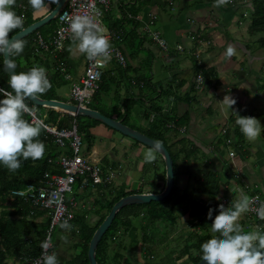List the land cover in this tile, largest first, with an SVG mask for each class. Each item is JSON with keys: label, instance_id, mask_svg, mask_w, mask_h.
Segmentation results:
<instances>
[{"label": "trees", "instance_id": "1", "mask_svg": "<svg viewBox=\"0 0 264 264\" xmlns=\"http://www.w3.org/2000/svg\"><path fill=\"white\" fill-rule=\"evenodd\" d=\"M206 1L213 3L214 0ZM45 3L49 4L48 0H45ZM56 4L57 2H52L49 4L50 7L46 14L35 18L33 14L34 10L29 5L28 0H16L13 10L18 15H22L25 20L23 28L14 30L10 33V37L45 17ZM227 5H236V12L239 14L240 22L246 18L249 20V34L254 36L260 49L264 50V0H228ZM50 24L53 29L43 32L44 27ZM56 29L57 21L55 17L48 24L22 39L21 41L25 43L24 51L20 56H13V59L17 64V73L20 71L26 72L33 66H42L47 70V76L52 86L46 93L38 94L36 97L43 100L65 102L58 94V91L66 83L62 74L63 72L59 68L61 64L64 65L66 62L67 56L65 52H43L36 48V41L39 36L48 42ZM134 31L135 28L131 32L139 40L135 49L131 45L133 38L126 40L122 39L121 35L119 37V47L117 46L127 59V66L125 68L118 66L115 77H113L110 70L103 72L99 88L88 106L89 109L97 111L108 118H111L110 113H107L98 106L99 102L97 100L100 101L99 95L101 93L105 95L112 93V88H116L113 93H118L121 88V82L126 81V74L132 70L130 61L137 57L140 51H144L143 49L149 50L145 47L143 48V44L149 40H145V36H139ZM122 42L123 44H121ZM177 49L179 48L177 47ZM190 59L193 64L192 70L196 75L195 78L201 74V82L198 84L195 79V83L187 88L184 96L193 94V100L198 102L199 96L197 93L203 94L208 93L212 89L216 90L220 86V83L213 69L204 72L197 65L195 58L192 57ZM151 65L152 63L150 62V68H152ZM8 79L9 76L4 71L2 61L0 64V88L11 91ZM254 80L259 84L258 91H264V82L262 83L257 78H254ZM112 84H115V86L112 87ZM132 84L137 86L140 93L144 87L150 93H158L154 97L151 96L141 101L143 104L148 105V108H144L142 118L146 122H149V127L148 129L141 130L129 125V120L132 117L131 110L137 104V98L125 97L122 102V113L115 114L116 118L114 120L121 121L124 125L158 141L167 148L173 162L174 183L170 195L163 201L150 202L144 205H128L117 212L110 227L96 247V262L97 264H197L202 257L201 245L212 237L211 224L213 221L207 218L208 211L210 208L214 210L212 213L213 219L218 215L217 209L222 199L227 197V191L224 187L220 191V184L222 180L227 179L229 176L231 177L232 173L227 174L229 171H227L225 159H222V162L219 161L222 165L219 170L211 168L210 171H205L210 166L208 163L201 162L205 169L189 171V168L193 164H191V159L201 153L202 149L191 143L187 138L178 140L177 146L173 148L168 144L165 138L166 132L169 131L168 124L172 123L175 127L186 125L190 120V116L187 112L179 115L176 113V110L170 113V115L163 114L162 109L155 104V101L160 95L169 96L170 98L176 95L177 98L175 97L176 100L174 101H180V96L173 93H180V90L186 84L185 80H178L177 82L173 76L166 81L154 83L152 72L150 71L148 76L142 77L140 75L135 77ZM4 98L0 95V100ZM188 100L190 101V99ZM189 101H187L188 104ZM25 103L36 111V116L39 109L47 113V120L46 122L43 121L45 124L56 125L57 129L68 130L75 125L77 134L81 137L82 146H85V149L90 151L93 136L88 131L90 128L101 124L100 122L79 116L61 115L57 113L61 111L59 109L50 108L51 110H45L42 107L34 106L28 100ZM117 105L118 103L114 107L117 108ZM209 110L211 111V109ZM236 115L253 117L252 113L247 114L244 109L237 114H231L228 119V126L213 147L215 148V152H218L216 150L221 151L223 148H234L240 151L241 148L238 143L240 137L241 146L245 144L244 135L235 123ZM151 116H154L155 119L149 121ZM24 118L31 122V117L27 114H25ZM39 139L46 146L43 158L38 160H23L21 158L22 166L15 172L9 171L0 164V264H31L41 253V244L45 239V233L50 224L49 213L24 201L23 198L12 197L11 192L24 189L29 184H41L45 173L60 174L61 168L53 162L61 156L70 155V152L68 148H59L55 144L54 138L44 129L41 131ZM234 139H236V142H234ZM134 142L141 145L136 141ZM102 172L104 173L103 170ZM184 173H188L186 178L187 185L185 188H180L177 186V177ZM190 181L193 184L191 188L188 185ZM152 182H158L157 176L154 177ZM80 188L83 189V194L79 193ZM164 188L165 182L160 186L158 191H154L153 193L159 194ZM91 192L95 193L94 198H91ZM220 192L222 193L221 197H219ZM72 193L75 201L80 203L81 206L88 207L85 210L81 208L78 212H74L75 218L70 222L72 229L68 230V232L71 240H75L72 245L73 249H75V255L62 264H89L87 258L89 242L96 229L110 212L112 206L121 198L140 193V191L123 192L122 190L115 189L112 185L103 186L101 184L93 187L90 184L82 186V179L80 178L76 181ZM66 200L68 203L69 199L67 198ZM88 200L90 204L87 202L88 205L86 206L85 203ZM227 201L228 204L231 202V200ZM228 204L225 208L230 206ZM178 212H183L182 214L187 216L184 222L181 221ZM90 216H95L96 220L90 222ZM247 221L250 224L247 226L245 223L242 226L246 231L251 230V226L252 229H255L257 226L264 228V221L260 219L249 216ZM136 222H138L140 228L139 259L136 254L137 246L135 242L130 240L127 242V235ZM239 223L241 224V218ZM113 243L115 244V249L111 251L114 248Z\"/></svg>", "mask_w": 264, "mask_h": 264}, {"label": "crops", "instance_id": "2", "mask_svg": "<svg viewBox=\"0 0 264 264\" xmlns=\"http://www.w3.org/2000/svg\"><path fill=\"white\" fill-rule=\"evenodd\" d=\"M214 3L215 0L213 1V3H210L206 0H111L109 10L106 11L102 17V28L106 30L105 34L108 36L112 47L117 48V46L120 43L119 37L121 35L122 39L124 38L127 40L129 38L130 39L133 38L131 45L133 46V49H135L137 43L139 42V40L136 38V35L134 36L133 32H131L132 29L135 28L134 33H136L139 36H145L146 37L145 40H149L146 43H148L154 49L153 51H151V49L147 51L143 49L144 51H140L137 57L133 58L130 61L132 70L131 72L126 74L127 87H125L123 95H119L115 93L116 96H123V99L125 97H132L133 99L135 98L138 99L137 104H135V106L131 110V114H132L131 118L138 125L137 127L134 126L133 127L141 130L148 129L149 122H146L142 118V114L144 110L148 108V105L143 104L141 101H143V99H148L151 96L154 97L158 94V93H150L149 91H147L145 87L143 88V90H141L140 93L137 86L132 84L135 77L140 75L142 77L148 76L149 72L151 71L152 80L155 83L166 81L167 79L173 76L177 82L178 80L179 81L185 80L186 84L180 90V93H173L180 96L179 99L180 101L178 102L174 101L176 100L175 99L176 95L175 97L172 98H170L169 96L160 95L155 101V104L162 109L163 114L170 115V113H172L174 110H176V113L179 115L183 114L184 112L189 113L190 120L186 125H180L178 127H175L174 124L172 123L168 124L167 127L169 131L166 132L165 138L167 139L168 144L172 148L174 146H177L176 143L178 140L182 138L183 139L187 138L191 143L197 145L200 149H202L201 153H203L204 155L199 153L194 158L195 160H199V163L193 162L191 166L194 168V170H203L205 168H203L202 163L203 162L208 163L210 167L205 169V171H210L211 168L219 170L222 166L219 163V161L222 162V159L226 160V158L222 157L223 151L216 150L218 152H215V148L213 147L215 146L217 140L220 139L221 134L224 132L226 127L228 126V122H229L228 115L235 113L237 114V112H241V109L236 112L234 106L231 109H229L228 112L229 114L227 115V117L222 115L220 111H214L210 105L211 100L207 99L208 94L210 95L213 94V92H215L214 94L216 95V90L214 89L208 91L212 93H203V94L197 93V95L199 96L197 100L198 102H195L193 100V96H192L193 94H190L189 96H184L185 95L184 92H186L187 88L190 85L195 83V79H196L195 78L196 75L192 70L193 64L190 59L192 57L195 58L197 65L201 67L202 71L207 72L212 69L214 70L213 72L217 74V78L220 83L219 84L220 86H218L217 89H221L224 91V89H228V87H231L225 83V82L228 83L229 80H230L229 81L230 84L237 81L241 82V70L239 72H237L238 68L235 70V68L238 66L241 68L240 60L238 61L237 64H233V67H229L230 63L228 61H231V64L236 61L234 56H231L229 59V57L225 55V58H223V63H222L223 65H221V63L219 62H213L214 55H212L211 58L208 57L209 59L206 60L203 57L204 53L206 55L205 57H207V54H211L213 51L212 50L213 46L211 45L212 33H217L221 37H223L224 40L225 38L229 40L225 49L228 48L229 45L233 47L241 46L239 44H234L230 39V37H228L227 35L228 29L231 25L234 24L237 25L241 23L239 19V14L238 12H236V5L228 6L226 4L220 7H214ZM199 12H200V16L198 15ZM46 13L47 12L36 14L34 15V17L37 18ZM233 20L234 23H232ZM222 22L224 24V27L223 25H221ZM213 25L215 27H213ZM220 26L221 29L219 30ZM152 31L159 33L160 37L166 43L167 51L162 49L157 43L152 41L151 39ZM184 38L187 39L185 45H183ZM196 39L197 41H195ZM71 42H73V40L68 41L64 49L62 50V52L64 51L67 56L66 62L63 66L64 69L61 70V66L59 68L63 72L62 74L64 78L68 76L72 81H77L82 77L84 73L87 56L84 62V66H81L80 61H77L76 56H73L71 52L72 51ZM121 44H123V42ZM205 44H209L208 47H204L207 46ZM144 45L145 43L143 44V48L145 47ZM177 47H180V50L177 49ZM225 49L223 48L222 50L224 51ZM182 52L185 54L181 55L180 53ZM150 62L152 63L151 65L152 68L149 67ZM118 66L119 65L115 61L110 59L106 63L104 71L110 70L113 74V77H115L116 71L118 70L117 69ZM126 66H127V59H126ZM125 67H121V68H125ZM65 80L66 83L61 87L58 93H63V95H60L65 100V102L63 103H69L70 100L68 98V94L65 91V86L68 83V80L66 78ZM237 94L238 93H233L231 94V96L235 98ZM64 95L67 97L66 99L64 98ZM188 99H190V101ZM187 101H189V104L187 103ZM101 109L110 114L114 113V111H112V109H110L106 105H103ZM115 109H116L115 111H118L117 113L119 112L122 113V102H120L117 105V108ZM209 109H211V111ZM255 109H257V107L254 108L253 106V110ZM214 113H215V118L212 117V114ZM258 114H260L258 118H262L264 116V112L261 110H259ZM154 119H155L154 116H151L149 121H152ZM220 121H222L221 123L224 124H221ZM97 126L98 125H96V127L92 129V131L97 129L98 128ZM261 126H262V132L260 137L257 138V140L249 141L244 137L245 144L243 146H241V137L240 139H238L239 141L237 140L238 143L240 144L241 150L236 151L235 153L237 154L236 155L234 154L233 157H229V153L232 152V150H230V148H227L228 161L226 160V162H227V171H229L227 174L232 173L233 177L229 176L227 179L222 180L220 184L221 185L220 191L221 188L223 190V187L227 191L226 192L227 197L223 199L232 201L235 198L236 194L230 191V189H232L233 187L237 188L238 190L237 195L240 194L239 190H241V192H245L246 189L249 190L253 189L250 192L254 191L256 193L257 192L260 193L261 190L264 192V125ZM212 127L215 128L216 130L215 133L206 134L208 129ZM124 137L125 136L120 137L118 141L124 145L122 148L124 149L123 152L124 157H127L126 156L127 150H131L132 152L131 155L129 156L134 164L133 165L134 173L132 178L133 179L136 178L135 180L139 184L138 180L140 178L141 171L143 172V164L145 163L146 153L149 150L146 147H139V146L134 147L132 141H129V139ZM234 140H235L234 142H236V139ZM250 145L255 147L250 148L249 147ZM247 148L250 149L247 150ZM81 153L83 157L88 158L92 162H95L104 171V166L101 165L103 161L106 160L107 158L101 157L99 155V152L94 147V145L91 146L90 151H87L85 149V146L84 147L82 146ZM155 161L156 162L162 161V164L164 165L161 157L160 159L155 158ZM103 174H107V173L104 172ZM239 175L241 180H238ZM124 177H126L125 174L123 175V178ZM119 179H120V175L116 173L114 174L112 183L111 182L110 184L103 183L101 185L103 186L112 185L115 189H117L118 187H121L120 185L122 184L121 179L120 180ZM128 179L129 178L126 177V180ZM157 179H158L157 183H152L154 185L155 191H158L160 189V186L162 185L161 183L162 175L157 176ZM149 185H151V182L146 184L141 183L142 188H146ZM82 188H80L79 193L83 191ZM141 189L139 191H141ZM153 191L154 190L148 192L145 190V192H140L136 194H142V193L154 194ZM72 192L70 193L71 196L67 197L69 201L70 200L75 201L74 198L72 197L73 194ZM125 192H130V189L125 188ZM221 195L222 193L220 192L219 197H221ZM75 202L77 203V208L73 210L78 212L80 210L79 207L80 204L77 201ZM87 202L88 201H86L85 203L86 206L90 204V202H88V204ZM87 207H84L83 205L81 206V208H87ZM248 219L249 216L247 215V213L243 214L241 217V226H243L245 223L248 226L250 224L249 221H247ZM262 229L264 228H261V230ZM67 232L68 230L67 231L64 230L62 234L63 236L57 234L56 235L57 242L58 240L59 241L63 240L61 237L68 238L69 234ZM69 239L71 238L69 237ZM72 245H71L72 248L71 250H73V256H74L75 251Z\"/></svg>", "mask_w": 264, "mask_h": 264}, {"label": "clouds", "instance_id": "3", "mask_svg": "<svg viewBox=\"0 0 264 264\" xmlns=\"http://www.w3.org/2000/svg\"><path fill=\"white\" fill-rule=\"evenodd\" d=\"M58 0H48V3ZM33 14L47 12L49 9L45 0H28ZM228 0H215L214 7L226 5ZM16 0H0V55L4 57L3 68L9 75L8 85L11 91L0 88V95L5 97L0 100V164L9 171L15 172L22 166L23 160H38L43 158L45 144L39 139L41 131L46 127L43 121L29 122L25 114L32 116L34 109L30 108L26 100L38 94H44L51 88L47 70L42 66H33L28 71L16 72L17 64L13 56H20L25 48V43L20 39L11 38L10 33L22 29L25 18L14 11ZM68 30L78 51L97 64L107 63L110 59L111 44L99 24L87 14L71 15ZM235 54L233 46L229 45L225 55L231 57ZM236 100L231 95H225L218 102L231 109ZM236 125L249 141L260 137L262 126L254 117H241L236 115ZM146 160H155L152 150L146 153ZM235 193V198L228 208L219 205L218 215L213 219V209L208 211V219L212 220V237L201 245L202 261L206 264H264V230L257 226L246 231L239 223L243 214L254 211L261 221H264V202L259 207L253 204L259 197H249L240 193L237 188L230 189ZM60 228L71 230L72 225L68 220L60 223ZM43 255L38 264H58L55 253L49 254L51 239L47 238L41 244Z\"/></svg>", "mask_w": 264, "mask_h": 264}, {"label": "rangeland", "instance_id": "4", "mask_svg": "<svg viewBox=\"0 0 264 264\" xmlns=\"http://www.w3.org/2000/svg\"><path fill=\"white\" fill-rule=\"evenodd\" d=\"M232 10V9H230ZM200 16V12L198 14ZM191 16V13H190ZM231 20V19H230ZM232 23H234V20L232 21ZM221 25L224 24L223 22L221 23ZM248 25H249V20L246 18L245 20H241L240 24H234L231 25L228 29V37H230V39L232 40V42L234 44H239L241 46L239 47H234L235 49V54L233 55L236 59V61L234 63L231 64V61H228L230 63L229 67H233V64H237L238 61L240 60L241 62V68L238 66L235 68V70L238 68L237 72H239L241 70V82L237 81V82H233L230 84V80L227 82H225L227 85L231 86L228 87V89H216V95L214 94L215 92H213V94H208L207 95V99L211 100V107L214 111H220L222 113V115H224L225 117H227V115L229 114V109H227L225 106H223L222 104L218 103L220 101L223 100V97L225 95H231L233 93H238L237 96L234 98L237 102L234 105V109H236V112L238 110H245V112L247 114L252 113L254 118H257L261 125H264V116L262 118H258L260 116L259 110L264 112V91L259 92L258 91V87L259 84L255 82L254 78H257V80L262 81V83L264 82V50L260 49V47L258 46V43H256V39H254V36L249 34L248 31ZM227 26V25H226ZM213 27H215L213 25ZM53 29L52 25H47L44 27L43 32L45 30H51ZM221 29V26L219 28V30ZM228 39L225 38V40L223 39V37H221L219 34L217 33H212V43L211 45L213 46V51L211 54H207V57H205V53L203 54L204 59H209L211 58L212 55H214V59L213 62H219L221 63V65H223V58H225V53L227 48L225 49V47L228 44ZM187 42V39L184 38L183 40V45H185ZM207 46L204 47H208L209 44H205ZM70 46V45H69ZM145 48L147 47V49H151V51H153V47H151L148 43H145ZM71 48H72V54L73 56H76V60L80 61V65L84 66V62L86 60V55L80 53L76 47V44L74 42H71ZM225 49L224 51L222 49ZM219 50V51H217ZM181 55H184L185 53H180ZM209 57V58H208ZM230 59V57H229ZM154 82V81H153ZM155 83V82H154ZM261 83V84H262ZM115 84H112V87H114ZM121 88L119 89V95H123L125 87H127V83L126 81H122L121 82ZM116 88H112V93H107V95H105L104 93H101L100 96V101L97 100L98 106L99 107H103V105L108 106L110 109H112V111H114L113 114H110L111 119L116 118L115 114H117L118 111H115V105L120 102H123V96H116L115 93H113L115 91ZM208 93H212V92H208ZM241 93V96H240ZM248 93V94H245ZM59 95H63V93H58ZM116 96V99H115ZM210 97V98H209ZM64 98L66 99L67 97L64 95ZM253 99V100H252ZM102 100V101H101ZM252 100V101H251ZM113 106V107H112ZM253 106L254 108L257 107V109L253 110ZM43 109V108H42ZM123 109V108H122ZM223 109V110H221ZM224 111V112H222ZM238 113V112H237ZM231 114V113H230ZM38 118H40V120L45 121L47 120V113H45L44 111H42L41 109L38 110L37 113ZM230 116V115H228ZM262 116V115H261ZM212 117L215 118V113L212 114ZM222 121H220L221 123ZM224 124V123H221ZM129 125L130 126H134L137 127L138 125L134 122V120L131 118L129 120ZM96 126L90 128V130L88 131V133H90L93 136L92 139V145H94V147L96 148V150L99 152V155L101 157H106L107 159L103 161L101 166H104V172H106L107 174H116L118 173L120 175V179L122 184L120 185L121 187H118L117 189H119L120 191L122 190L123 192L125 191V188H129L130 191H139L142 186V184H146L151 182V185L147 186L146 188H142L140 192H151L152 190L155 191L154 189V185L152 184L153 179L155 176H161L162 175V180L161 183L163 184L165 182V179L163 180L164 177V172H165V167L161 162H156L155 160L149 162L146 160L145 158V163L143 164V172L141 171V175L139 178V184L138 182L133 179V161L131 160V158L129 157L131 155V150H127L126 156H123V152L124 149L123 148V144H121L118 139L120 137H123L121 134L113 131L112 129L100 124L98 125L97 129L93 130ZM87 128V127H86ZM210 129V130H209ZM208 131L206 132V134H214L215 133V128H209ZM221 132V131H220ZM114 135V137H113ZM215 137V135H214ZM127 138V137H124ZM129 139V141H132V143L134 144V147H144L143 145H139L137 143L134 142V140ZM251 147H255L250 145ZM250 148H247V150H249ZM149 150V149H148ZM227 148H223V158H226V160L228 161V157H227ZM230 150H232V152L236 155L237 153H235L236 149L234 148H230ZM252 150V149H251ZM154 155L157 159H160V156L154 152ZM126 158V159H125ZM140 160V159H139ZM193 162H197L199 163V160H195L194 158L191 159V164ZM109 168V169H108ZM145 170V171H144ZM188 171V170H187ZM189 171H195L193 167L189 168ZM125 174L126 177H128L129 179L126 180V177L123 178V175ZM136 176V175H134ZM188 176V173H184L182 175H180L179 177H177V186L180 188H185L187 185V181L186 178ZM233 177V174L232 176ZM123 178V180H122ZM132 178V179H131ZM119 179V180H120ZM238 180L240 179V175L238 177ZM118 181V180H117ZM115 183V180H114ZM189 188H191L193 186L192 181H190L188 183ZM141 186V187H140ZM144 186V185H143ZM253 189H246L245 192H241V190H239V193H243L248 195L249 197L254 193V191L250 192ZM261 190V189H260ZM153 191V192H154ZM84 192L81 191L80 194H83ZM144 194V193H142ZM256 194H258L261 198H264V192L261 190V192H257ZM71 194L67 195V197H70ZM91 198H94L95 193L91 192L90 194ZM223 200V199H222ZM234 200V199H233ZM232 200V201H233ZM231 201V202H232ZM89 202V200H88ZM222 202V201H221ZM231 202L229 203L231 205ZM80 204V203H79ZM228 204V201H227ZM228 204V205H229ZM80 209H81V205H79ZM85 210V208L83 209ZM75 210H73L74 212ZM183 213V212H182ZM178 212V215L180 216V219L182 222L185 221V219L187 218V216L185 214H182ZM248 215V214H247ZM50 217V215H49ZM96 218L93 216H90L89 221H93ZM60 227H56L53 231V238H52V244H53V249L55 250V253L57 254V260H58V264H62L64 263V261L69 260V258H72L73 256V250H71V245L74 244V239L71 240L69 239V237H61L63 240L57 242V239L55 236L57 234H60V236H63V231L64 230H60ZM251 230L252 227H251ZM67 231V230H65ZM69 234V232H67ZM128 240L127 242L130 240L132 242H135L136 246H137V257L139 259V247H140V228H139V224L138 222L135 223V225L133 226L132 230L128 233ZM114 248L111 249V251H114L115 249V244L113 243ZM75 251V249H74ZM129 253V250H128ZM133 253V252H132ZM132 255V254H131ZM130 255V256H131Z\"/></svg>", "mask_w": 264, "mask_h": 264}, {"label": "built area", "instance_id": "5", "mask_svg": "<svg viewBox=\"0 0 264 264\" xmlns=\"http://www.w3.org/2000/svg\"><path fill=\"white\" fill-rule=\"evenodd\" d=\"M111 0H65L59 12L56 15L57 29L52 35L49 42L44 41L40 36L36 41V48L45 52L58 53L63 50L66 43L72 40V34L68 30L69 18L71 15L87 14L93 21L102 27L103 14L109 10ZM151 39L157 43L162 49L166 50L165 41L160 37L158 32L152 31ZM180 49V47H178ZM111 60L115 61L119 66H126V59L122 52L115 47L110 48ZM3 61L0 55V64ZM104 64H97L87 58L86 66L82 77L77 81H72L68 76L65 78L68 83L65 91L68 94L69 104L76 105L81 108H88L93 95L99 88V83L103 75ZM63 70L64 65H60ZM196 82L200 84L201 74L196 78ZM51 110L50 108H43ZM61 115H70L64 112H57ZM31 117V122L42 121L37 118L36 111ZM44 130L54 138L55 144L61 148H68L70 155H64L56 159L53 163L61 168V173H45L42 183L39 185L29 184L24 189L14 190L11 192L12 197L23 198L24 201L40 209L46 210L50 215V224L46 230L44 241L50 237L51 247L47 250L49 254L55 253L52 244L53 231L56 227H60V223L68 220L70 223L74 220L75 215L73 209L77 208V203L70 200L67 203V195H69L78 179H82V185L96 186L100 184L112 183L114 174H103L101 167L88 158L83 157L81 153L82 141L77 134L75 125L71 129H57L56 125H48ZM234 153L230 152L229 157H233ZM250 197H259L253 204V208L259 207L264 199L256 192ZM221 204L227 205V200L223 199ZM220 204V205H221ZM249 216L259 219L254 211L248 212ZM43 249L39 257L31 262L38 264L43 255Z\"/></svg>", "mask_w": 264, "mask_h": 264}, {"label": "water", "instance_id": "6", "mask_svg": "<svg viewBox=\"0 0 264 264\" xmlns=\"http://www.w3.org/2000/svg\"><path fill=\"white\" fill-rule=\"evenodd\" d=\"M64 1L65 0H58L56 6L45 17L31 24L30 26L24 28L20 32L13 35L11 38L22 40L31 33H33L34 31H36L37 29L48 24L56 17ZM2 59L4 60L3 56ZM28 101H30L34 106H38L42 108H58L61 110V112L70 114L71 116H79L83 118L94 119L100 122L101 124H103L104 126L112 129L113 131H116L121 135L130 138L140 143L141 145L151 149L152 151L156 152L163 160L165 167L164 190L159 194H132L121 198L112 206L108 215L105 217L103 222L94 232L88 245L87 258L89 264H97L95 259L96 247L102 236L110 227L112 221L114 220L117 212L120 209L128 205H135V204L144 205L150 202H160L166 199L170 195L174 183L173 162L171 156L167 148L158 141L153 140L147 137L146 135L124 125L121 121H116L114 119L108 118L97 111L91 110L89 108H81L69 103H63L54 100H43L38 97L29 98ZM197 264H206V262L202 261L201 259Z\"/></svg>", "mask_w": 264, "mask_h": 264}, {"label": "bare ground", "instance_id": "7", "mask_svg": "<svg viewBox=\"0 0 264 264\" xmlns=\"http://www.w3.org/2000/svg\"><path fill=\"white\" fill-rule=\"evenodd\" d=\"M51 109H58V108H51ZM60 110V109H59Z\"/></svg>", "mask_w": 264, "mask_h": 264}]
</instances>
